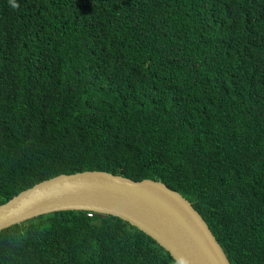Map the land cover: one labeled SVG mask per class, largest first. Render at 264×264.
<instances>
[{
	"label": "trees",
	"instance_id": "obj_1",
	"mask_svg": "<svg viewBox=\"0 0 264 264\" xmlns=\"http://www.w3.org/2000/svg\"><path fill=\"white\" fill-rule=\"evenodd\" d=\"M83 168L163 180L264 264V0H0V201ZM0 264L179 263L64 208L1 227Z\"/></svg>",
	"mask_w": 264,
	"mask_h": 264
},
{
	"label": "water",
	"instance_id": "obj_2",
	"mask_svg": "<svg viewBox=\"0 0 264 264\" xmlns=\"http://www.w3.org/2000/svg\"><path fill=\"white\" fill-rule=\"evenodd\" d=\"M118 215L152 236L179 264H231L209 225L179 190L159 178L104 168L60 171L0 201V228L54 209Z\"/></svg>",
	"mask_w": 264,
	"mask_h": 264
},
{
	"label": "clouds",
	"instance_id": "obj_3",
	"mask_svg": "<svg viewBox=\"0 0 264 264\" xmlns=\"http://www.w3.org/2000/svg\"><path fill=\"white\" fill-rule=\"evenodd\" d=\"M14 8H18L19 7V5L18 4H15V3H13V5H12Z\"/></svg>",
	"mask_w": 264,
	"mask_h": 264
}]
</instances>
